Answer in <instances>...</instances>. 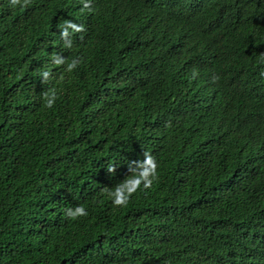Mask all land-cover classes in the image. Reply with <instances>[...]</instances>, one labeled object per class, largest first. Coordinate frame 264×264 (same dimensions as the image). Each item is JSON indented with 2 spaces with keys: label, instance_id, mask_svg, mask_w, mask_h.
<instances>
[{
  "label": "trees",
  "instance_id": "trees-1",
  "mask_svg": "<svg viewBox=\"0 0 264 264\" xmlns=\"http://www.w3.org/2000/svg\"><path fill=\"white\" fill-rule=\"evenodd\" d=\"M22 4L0 0V264H264V111L220 159L187 143L203 89L264 102V6L241 38L228 0H47L30 23ZM45 15L85 28L58 60L35 42ZM145 153L152 186L114 206Z\"/></svg>",
  "mask_w": 264,
  "mask_h": 264
},
{
  "label": "clouds",
  "instance_id": "clouds-1",
  "mask_svg": "<svg viewBox=\"0 0 264 264\" xmlns=\"http://www.w3.org/2000/svg\"><path fill=\"white\" fill-rule=\"evenodd\" d=\"M25 4L19 5L22 10H29L30 14L27 18V23L31 22L33 13L41 9L47 0H23ZM18 0H13V3H17ZM253 4L257 6H264V0H228L227 10L234 18L241 20L243 25L241 30V38L247 26L252 24V14L247 9L248 5ZM40 17L39 15H36ZM102 21H99V23ZM202 22L197 25L200 26ZM85 28L81 21H70L66 22L61 16L57 15H45L40 21L36 32V41L46 54L54 56V60H58L62 54L64 48L68 46L71 38V32L78 34L84 32ZM229 34L234 35V30L231 26H228ZM27 32V31H26ZM235 36V35H234ZM191 45L194 46L197 53H203L205 51V42L200 40L197 36H193L191 39ZM56 48V52H55ZM46 75V74H45ZM225 88L217 89H203L198 95L200 99V105L208 108L210 114L199 121V127L201 133H194L189 137L187 143L191 140L197 142L198 146L201 145L200 140L203 138L207 144H209L207 150L203 151L201 155H207L212 160L220 159L219 157L212 156L217 152L214 150L215 145H222L223 142H228L232 136L242 135L248 133L249 125L255 123L259 119V115L264 111V102L251 103L245 98L236 95V101H231V95L226 93ZM53 101L48 100V107H52ZM181 138H185L181 136ZM159 163V161H158ZM203 168L208 170L207 162L204 158ZM109 173L116 171L114 167H109ZM157 170L156 164L153 158L145 153V160L138 166V174L132 181H127L125 184L118 186L114 192L110 193L112 196V203L114 206H122L127 202L128 196L135 189L130 188L129 185L135 184L138 188L141 183L143 187L148 189L152 186L153 180L156 178ZM125 176V172H123ZM151 177V178H150ZM229 185L228 192L231 194ZM219 192V191H217ZM264 200V186L257 200L250 205L254 208L261 217L264 218V208L260 206L261 201ZM213 199L212 202H214ZM230 203L225 208H220L219 211L223 218L227 217L230 213L232 204ZM72 219H76L81 216H86L87 211L84 207H76L74 210L69 209L67 213Z\"/></svg>",
  "mask_w": 264,
  "mask_h": 264
}]
</instances>
